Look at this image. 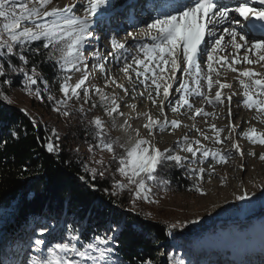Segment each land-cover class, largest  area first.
Wrapping results in <instances>:
<instances>
[{
  "label": "snow or ice",
  "instance_id": "obj_1",
  "mask_svg": "<svg viewBox=\"0 0 264 264\" xmlns=\"http://www.w3.org/2000/svg\"><path fill=\"white\" fill-rule=\"evenodd\" d=\"M53 0H0V99L7 100L3 95V88L11 86L12 81L8 79V73L22 74L23 88L29 95H35L42 99L41 92L45 89L33 88L38 81L46 86L47 82L40 77L36 66L27 67L30 63L29 54L39 55V50L32 48L37 42H42L44 49H51L48 59L55 60L58 66V75L56 83L62 93L61 99H55L48 96L49 101L54 102L53 111L61 112L67 117L70 113L66 110L68 102L81 99L83 93L84 102L88 103L91 99L90 92H94L100 98V105L106 108V114L110 117L123 116L120 112V105L117 103V97L106 95L102 89L93 86L88 87L91 73L84 57V50L88 41L93 37L94 17L101 9L110 7V0H73L72 3L63 7H53L47 10ZM82 6V12L77 14L74 9L77 5ZM254 5H264V0H239L237 7H228L221 3V0H187L186 3L179 5L164 3L153 9L150 22L144 29L143 40L150 41L146 43L137 41L134 43L132 51L126 47V44L118 41L115 37L109 39L111 51L107 57H102L100 52L93 54L97 61L93 69L105 73V64L108 58L123 62L121 72L127 78L129 83H133V76L136 82L144 85L148 93V99L154 107H158L161 115H164L165 103L169 102L173 84L179 81L178 87L174 89L179 93L175 99L171 112L181 113V109L193 110V104L190 99L195 97L203 98L209 105H218L224 103L222 90L230 89L231 84L221 83L220 79H214L220 76V69H227L231 72H237L234 67L241 62L253 64L251 57H255V63H264V34L258 38L248 39L245 34L238 31L242 28L243 22H248L249 29H264V7H254ZM234 13L236 19H231L229 13ZM259 22V23H257ZM230 24V27H222ZM219 29V31H218ZM92 30V31H90ZM133 41L137 38L128 33ZM230 39L225 42V37ZM98 39V37H97ZM243 49L244 55L240 52ZM227 52L225 55L224 53ZM206 68V72L204 69ZM79 73L80 78L73 84V76ZM177 73H182L178 77ZM239 77L247 78L239 80L243 96V107L249 110H255L259 115H264V74L254 71H241ZM259 77V78H257ZM203 82V84H202ZM115 84L127 96L129 90L123 85L118 84L115 79H111L105 87ZM206 85L207 92L202 90ZM218 86L214 96L211 95L213 88ZM141 96L144 93H140ZM162 95L163 102L156 104L157 98ZM235 93L227 96L229 103L228 117L231 118V102ZM11 103L10 100H8ZM92 108L97 107L92 104ZM135 110L136 106L131 105ZM83 111V108L80 109ZM147 123L143 124L149 134L153 130L164 132L167 128L178 129L182 125L177 120L163 122L155 120L148 113L144 114ZM214 113H208L203 108L194 110V114L189 117H208ZM264 122V121H262ZM94 129L93 140L96 141L94 147L102 152L111 155V161L117 165V172L123 177L126 183L117 181L113 187L116 191L133 192L134 200H144L145 202H154L151 200L152 186L148 182L158 181V169L167 163H174L176 166H183L186 161L183 157L173 154L172 149L164 152L160 151L155 145L147 139L137 138L130 144H120L108 137L107 130L103 121L97 117L90 121ZM125 125L130 128L131 125ZM231 132L226 140L232 139V132H235V126H231ZM199 131V130H198ZM215 135L211 139L216 144H221L220 139L223 129H217L213 124L210 127ZM15 135V133H13ZM55 135V133H53ZM139 137V132L136 133ZM203 139L210 137L201 132ZM243 138L249 143L264 145V133H257L255 128L243 132ZM59 139V137H57ZM184 147L181 151L191 154L192 160L189 163H203L210 156L217 163H227L228 154L219 150H211L200 145L198 142H189L188 136L183 138ZM181 142L177 141L179 146ZM193 143L196 147H193ZM58 145L51 142V138L46 142V148L49 152L58 150ZM89 147V152L92 151ZM122 148L123 152L117 153L116 148ZM233 151L241 152L238 144H233ZM200 153V159L197 160V154ZM243 153L241 152V155ZM264 160V155H261ZM96 163L103 165L104 161L99 160ZM86 170L87 166H85ZM93 178L97 172L96 169L89 170ZM190 173L195 174L197 169H189ZM199 173L205 171L200 168ZM100 176L104 171H100ZM198 178H201L198 176ZM166 181H160L163 186ZM199 191V188L196 189ZM116 191L112 194L115 195ZM202 195L204 193H201ZM238 200L251 199L247 194L238 196ZM198 221H192L197 223ZM171 227L175 228L176 225ZM112 231H115L113 229ZM40 236L44 232L39 233ZM112 237L107 235H96L89 242H84L79 235V230L68 228L67 241L56 243L47 249V258L40 260L33 257V264H115L112 259L114 252ZM35 245L44 244L42 239H36ZM69 257H78V260H70ZM172 264H184L182 259L170 257ZM147 264V262H145Z\"/></svg>",
  "mask_w": 264,
  "mask_h": 264
},
{
  "label": "rangeland",
  "instance_id": "obj_2",
  "mask_svg": "<svg viewBox=\"0 0 264 264\" xmlns=\"http://www.w3.org/2000/svg\"><path fill=\"white\" fill-rule=\"evenodd\" d=\"M184 1V0H183ZM181 0H173L169 4L179 5L182 4ZM229 4H225V2ZM73 0H53V4L49 5L47 10H51L53 7H63L64 5L72 3ZM185 0L184 3H186ZM150 0H110V7L101 9L94 17V32L93 37L88 41L84 50V57L88 65V70L91 73L90 81L88 82V87L93 86L102 89V91L110 96L117 97V103L120 105V112L123 116L110 117L106 114V108L100 105V98L94 92H90L91 99L88 103L84 102L83 93L81 91V99L77 100V107L83 108L85 112H92L91 121L99 117L107 130V133L113 135L114 141H118L120 144H126V141L120 138V133L115 129V122L122 117L130 116L132 131H138L139 137L142 139H147L151 144L155 145L160 151L164 152L167 149H172L173 154L183 157L186 163L187 169H197L194 174L195 179L199 182V185L204 189L203 195L190 194L185 191H178L173 189H165L160 186H155L152 182H148L152 186L151 200L154 202H145L144 200H134L132 197V202L128 206L130 212L139 213L146 220L158 221L169 226L176 225L180 229H195L198 233V239L196 241V247L200 254H203L204 248H208L211 251L213 259L204 261L206 264H211L217 261V259H222L221 264H234L233 262H239L245 259L246 256L252 257L253 264H264V160H261V155H264V145L252 144L245 138H243V132L249 129L255 128L257 133H264V115H260V118L256 117L259 115L254 109L249 110L243 107V96L242 89L239 85L240 79L247 78L239 77L238 73L241 71H254L260 73L259 69L261 66L264 67V63H254L241 64L240 70L236 72L228 71L226 75L216 77L215 79H220L221 83L231 84L230 89L222 90V96L225 98L223 104L209 105L201 97L193 96L190 99V103L193 104V110L181 109V113L174 114L171 112V107L174 104L175 91L173 90L169 102L165 103L164 115H161L158 107H154L151 101L148 99V93L145 91L144 85L136 82L135 76H133V83H129L127 78L121 72V68L124 66L123 62L116 61L111 57L108 58V62L105 64L106 72L100 73L93 69V65L97 61L93 58V54L100 52L102 57H107L108 52L111 51L109 45V39L115 37L118 41L126 44V47L135 51L133 48L134 43L132 37L128 36V33H132L133 36L138 38L139 34H144V31H138L136 26H132L129 20L133 19V15L145 16L147 11H152L161 4H157L154 7H150ZM221 3L227 5L228 7H236L239 3L233 4L226 0H221ZM142 7V8H141ZM82 6L77 5L74 11L77 14L82 12ZM112 12V16L109 19H103L102 12ZM232 19H236L234 13H229ZM142 19V18H141ZM144 24L149 23L146 18ZM141 21V20H139ZM134 22V21H133ZM243 27L238 28L242 34L246 33L245 23L243 22ZM230 27V24L225 25ZM92 31V30H90ZM105 31V32H104ZM109 32V37H105L104 40L98 41L101 38L102 33ZM219 31V29H218ZM100 32V34H99ZM138 35V36H137ZM246 35V34H245ZM98 37V39H97ZM230 39V38H229ZM51 49L47 50V58L49 57ZM245 54L244 51L240 52ZM55 62V60H52ZM206 72V71H205ZM229 74V75H228ZM182 73L179 77H182ZM80 78V74L76 73L73 76L72 83L74 84ZM222 78V79H221ZM259 78V77H257ZM111 79H115L118 84L124 86L129 90V94L126 96L124 92L117 88L115 84H109ZM45 81V80H44ZM179 84V81H178ZM203 84V82H202ZM44 85V84H43ZM178 87V85H177ZM205 86L203 85L202 90L205 91ZM7 90L3 92V95L7 96L6 102L11 101V105L17 109L23 110L25 114L32 120L31 115L39 116L42 123L45 126L51 127V135L55 133V137H59L62 132L63 123L59 121L60 113L53 111V106L48 109L43 106V108H35L30 106V95L24 88L8 87ZM45 91L48 92L47 96H53L55 99H61L62 93L59 91L58 95H55L48 83L44 85ZM4 90V89H3ZM218 90V88H217ZM215 89H213L211 95L214 96ZM144 93L143 96L140 93ZM206 92V91H205ZM235 93L232 97L231 102V118L228 117L229 103L226 99L227 96ZM33 96V95H31ZM198 99V100H197ZM197 100V101H196ZM73 100L69 101L70 104ZM196 101V102H195ZM163 102L162 95L157 98L156 104L159 105ZM9 103V102H8ZM92 104H96L97 107L92 108ZM46 105V104H44ZM131 105H135V110L132 109ZM203 108L204 111L208 113H214L213 116L208 117H195V119H190L194 114V110ZM224 111V112H223ZM219 112L225 114V125L214 124L213 120L218 119ZM128 113V114H127ZM145 113L152 116L153 119L163 122L165 118L168 121L177 120L181 123V127L178 129L167 128L164 132L158 130H153L152 134L143 128V124L146 123L147 118ZM210 120V121H209ZM212 121V122H211ZM236 122V123H235ZM215 125L217 129H223L220 135V139L223 141L221 144H216L211 137L215 134L210 131L211 125ZM234 124V125H233ZM231 126H235V132H232V139L226 140L231 132ZM199 130V131H198ZM210 137V139L205 140L201 135ZM187 135L189 142H198L207 149L219 150L223 153L228 154L227 163H217L211 158V156L204 160L203 163H189L192 157L190 153L186 151H181L180 149L184 147L182 138ZM177 141L181 143L177 145ZM233 144H238L241 152L233 151ZM193 147L196 144L193 143ZM80 148L83 152V157L86 160L87 171L90 174L91 169H96L99 175L100 171H104L106 164L110 163L111 155L107 152H102L98 148L93 149L89 152V147L80 144ZM123 152V151H122ZM200 159V153L197 154V160ZM103 160L104 164H98L96 161ZM204 168L205 171L201 174L199 169ZM186 176L188 174L185 172ZM92 180L93 177L90 174ZM201 177V178H198ZM118 181L121 183H126L125 179L121 177L118 173ZM126 191V190H125ZM121 193L122 191H117ZM247 194L251 199L238 200V196ZM134 195V190H133ZM65 226L58 221H47L45 224L40 222L39 227L31 233L32 235V246L26 252L25 258L21 264H33V257L43 260L47 258V249L49 246L56 243H63L67 241L68 228L69 226L73 230H79V224L73 223L72 220L66 219ZM192 221H198L197 223H192ZM252 222L253 225H238V222ZM2 220H0V241L5 231V227L1 225ZM43 231L44 235L40 236L39 233ZM80 235V234H79ZM98 235H107L113 238V233L102 228V232ZM36 239H42L44 244L37 246L35 245ZM89 242V241H84ZM176 248L170 253V257H176L182 259L184 264H190L193 261V257L183 254L180 251V243L176 240ZM47 248V249H46ZM229 257L233 260L227 262L223 257V253H229ZM70 260H78V257H69ZM112 259L115 264H121L112 254ZM172 262V261H171ZM0 264L1 260H0ZM85 264V262H81Z\"/></svg>",
  "mask_w": 264,
  "mask_h": 264
},
{
  "label": "trees",
  "instance_id": "obj_3",
  "mask_svg": "<svg viewBox=\"0 0 264 264\" xmlns=\"http://www.w3.org/2000/svg\"><path fill=\"white\" fill-rule=\"evenodd\" d=\"M32 48L38 49L39 55L29 54L27 67L35 65L40 77L58 95V66L47 58L48 49L42 47V42L33 44ZM7 78L12 81L10 87L23 88L22 74L8 73ZM33 88L43 90L44 85L38 81ZM3 89L5 92L8 88ZM41 95L42 99L30 95V106H45L46 109L53 106L47 91L43 90ZM173 96H179V93ZM77 104V100L68 104L66 110L70 115L67 117L62 115L65 109L59 112L63 126L57 139L51 135L52 126H45L39 116L31 115L37 130L26 115L0 99V220L5 227L0 241L1 263H22L32 246L31 233L40 222L59 221L64 227L66 219L79 224L83 241H90L102 232V228L113 233V254L121 264H172L170 253L177 249L176 240L180 243L181 253L194 258L190 264H206L204 261L213 259L215 254L212 255L207 247L203 254L198 251L195 229L169 228L164 223L146 220L139 213L130 212L127 208L133 192L118 193L114 189L118 172L117 165L111 160L104 168V175H96L92 180L80 148L81 144L96 149L94 129L90 125L92 112H81ZM108 137L114 141L113 135L108 134ZM49 138L59 146L57 151H47ZM116 151L121 153L123 149L117 147ZM157 175L158 181L152 182L155 186L196 195L205 192L186 166L178 167L170 162L159 168ZM160 181L166 183L161 186ZM114 191L115 195L112 194ZM244 223L253 225L248 221L238 222V225ZM222 255L227 262L233 261L230 252ZM252 260L245 255L244 260L233 263L253 264ZM222 262L217 259L215 264ZM211 264H214L212 260Z\"/></svg>",
  "mask_w": 264,
  "mask_h": 264
},
{
  "label": "bare ground",
  "instance_id": "obj_4",
  "mask_svg": "<svg viewBox=\"0 0 264 264\" xmlns=\"http://www.w3.org/2000/svg\"><path fill=\"white\" fill-rule=\"evenodd\" d=\"M151 1V4L149 3V6L150 7H154L155 5H157V4H164V3H170L171 1H173V0H150ZM175 1H177V0H175ZM226 1H228V2H231V3H233V4H236L237 5V3H239V0H226ZM171 3H173V2H171ZM238 6V5H237ZM236 6V7H237ZM254 7H257V8H260V7H264V5H254ZM142 8V7H141ZM145 11H147V13H150V14H147V15H145V16H143V17H141L142 19L143 18H146L147 19V21L148 22H150V18H151V15L153 14V12L152 11H148L147 9L145 10ZM139 15V14H138ZM230 16V15H229ZM234 16H235V14H234ZM230 18H231V16H230ZM232 19V18H231ZM144 22H145V20H141V21H134V22H132L131 23V25L132 26H136V29L138 30V31H144V29L147 27V24H144ZM225 25H227V24H225ZM225 25H223L222 27H226ZM246 34V37L248 38V39H250V40H252L254 37L255 38H258V37H260L262 34H264V31H262V30H258V31H255V30H252V29H248V31L245 33ZM138 36V35H137ZM143 37H144V34H142V33H140L139 34V36H138V38H137V41H143V42H146V43H150V41H146V40H143ZM229 38L230 37H225V42L227 43V41L229 40ZM241 52H243V49L241 50ZM225 55L227 54V52H225L224 53ZM240 55L241 56H243L244 54H242V53H240ZM251 59L253 60V61H255V57H251ZM241 64H244L243 62H241L240 64H237V65H235L234 67H236L237 68V71L238 70H240V65ZM204 71H206V68L204 69ZM259 71H260V73H262V74H264V67L263 66H261V68L259 69ZM228 72V70L225 68V69H220V75L221 76H224V75H226V73ZM237 73V72H236ZM229 75V74H228ZM213 78L215 79V74H213ZM222 79V78H221ZM205 87V91L207 92V88H206V85H204ZM217 88H218V86H216L215 88H213V89H215V90H217ZM198 100V99H197ZM196 100V101H197ZM195 101V102H196ZM224 112V111H223ZM215 113V112H214ZM128 114V113H127ZM130 114V113H129ZM129 114H128V116H124V117H122V118H119L116 122H115V129L117 130V131H119V133H120V138H122V139H124L125 141H126V145L127 144H130V143H132V142H134V140L135 139H137L138 137H137V135H136V131H132L133 129H132V124H131V119H130V116H131V114H130V116H129ZM121 117V116H120ZM219 117H220V120H218V119H215V120H213V122H214V124H219V122L221 121V125H225V114L224 113H222V112H219ZM125 121H127V124L128 125H131V127L130 128H128L126 125H125ZM210 121V120H209ZM148 121H146V123H147ZM212 122V121H211ZM236 123V122H235ZM234 125V124H233Z\"/></svg>",
  "mask_w": 264,
  "mask_h": 264
},
{
  "label": "water",
  "instance_id": "obj_5",
  "mask_svg": "<svg viewBox=\"0 0 264 264\" xmlns=\"http://www.w3.org/2000/svg\"><path fill=\"white\" fill-rule=\"evenodd\" d=\"M10 107H13V106H10ZM13 108H14V107H13ZM16 110L19 111V112H22L24 115L27 116V114H25V112H24L23 110H20V109H17V108H16ZM27 117H28V116H27ZM28 118H29V117H28ZM29 119H30V121L33 122L35 128L38 130L36 122H35L34 120H32L31 118H29Z\"/></svg>",
  "mask_w": 264,
  "mask_h": 264
}]
</instances>
